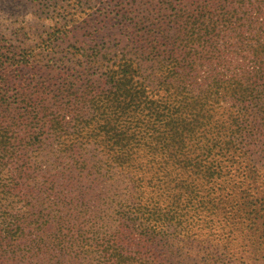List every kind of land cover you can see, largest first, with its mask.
<instances>
[{
  "label": "trees",
  "instance_id": "obj_1",
  "mask_svg": "<svg viewBox=\"0 0 264 264\" xmlns=\"http://www.w3.org/2000/svg\"><path fill=\"white\" fill-rule=\"evenodd\" d=\"M162 1L172 13L153 24L152 51L91 73L78 112L60 97L58 123L90 129L0 128V166L20 163L0 182V264H225L214 246L229 245L217 230L233 219L251 241L246 219L262 216L248 211L246 179L231 176L243 173L224 150L231 137L223 145L217 129L264 127V0ZM226 50L248 68L195 92L187 80L202 58Z\"/></svg>",
  "mask_w": 264,
  "mask_h": 264
},
{
  "label": "rangeland",
  "instance_id": "obj_2",
  "mask_svg": "<svg viewBox=\"0 0 264 264\" xmlns=\"http://www.w3.org/2000/svg\"><path fill=\"white\" fill-rule=\"evenodd\" d=\"M171 13L162 0H0V109H7L0 114V128L90 129L58 123L64 106L60 97L70 102L73 114L84 108L78 97L87 91L91 73L101 75L125 53L127 57L134 54L132 58L137 60L143 45L147 52L152 51L149 38L154 36L153 24L168 20ZM224 54L202 58L197 81L187 80L195 92L200 85L209 83V75L233 73L237 65L246 69L250 64L248 56L241 52L226 50ZM90 55H98L94 68L90 65L94 62H88L90 57L93 59ZM15 87H21V93L17 94ZM72 112H67L70 117ZM217 130L223 133V145L231 137L232 142L224 150L234 153L232 163L243 173L232 169L231 176L236 181L246 179L248 211L262 218L246 219L251 241L245 239L246 233L238 230L239 221L233 219V225L217 230L220 237L229 234V245L225 246L226 238H219L214 248L226 252L225 264H264V127ZM51 156H42L46 166ZM40 167H35L36 172L32 169L33 175L45 173L46 167ZM19 170L20 163L10 157L0 166V182L19 176ZM232 211V218L239 217L238 208ZM242 240L243 248L239 249L237 244ZM205 245H200L201 255Z\"/></svg>",
  "mask_w": 264,
  "mask_h": 264
}]
</instances>
